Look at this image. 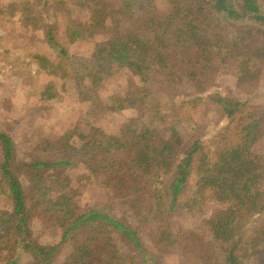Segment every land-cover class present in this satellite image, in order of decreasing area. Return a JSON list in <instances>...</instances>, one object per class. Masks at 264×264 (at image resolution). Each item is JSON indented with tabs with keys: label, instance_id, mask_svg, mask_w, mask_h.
<instances>
[{
	"label": "rangeland",
	"instance_id": "obj_1",
	"mask_svg": "<svg viewBox=\"0 0 264 264\" xmlns=\"http://www.w3.org/2000/svg\"><path fill=\"white\" fill-rule=\"evenodd\" d=\"M107 1L111 9L121 6L119 0ZM155 2L161 15L171 11L170 0ZM147 11L144 3L133 1L131 20L120 22L121 14L113 12L108 19L110 30L72 41L66 34L67 25L73 19L84 23L91 19L88 0H0V129L13 136L22 158L55 160L56 154L46 147L47 140L58 139L72 129L88 132L95 124L117 135L127 127L137 133L143 131L140 138L144 143L148 137L174 138L180 144L199 140L212 164L225 162V150L238 142L239 125L252 114L264 111V56L246 53L239 58L232 52L224 61L215 59L211 69L194 78L188 76L190 67L182 63L183 57L176 50L178 64L155 70L147 82L118 66L99 87L85 74L94 65L92 53L96 45L112 36L111 29L136 27ZM246 24L247 21L232 23L221 16L212 35L239 39L246 35ZM49 35L55 44L48 41ZM245 44L254 49L264 46V36L255 32L246 37ZM36 54L54 63L63 59V64L57 72L43 69ZM248 59L256 74L245 80L240 78L241 63ZM47 88L57 96L47 98ZM217 94L241 100L242 112L226 117L212 99ZM127 95L136 97L134 104L126 105ZM121 104L125 107L120 108ZM72 141L79 162L65 173L77 190L79 205L100 209L138 228L149 250L138 264H223L224 244L212 236L207 219L228 203L220 201L213 189L199 197L196 167L189 179L190 188L172 211L169 188L174 167L167 171L156 166L150 175L134 174L127 167L116 169V176L97 175L88 169L86 157L80 152L83 141L77 135ZM251 152L258 169L264 171V135ZM2 153L0 145V165ZM199 157L198 153L196 159ZM123 177L127 179L125 185L119 182ZM22 182L28 189L25 177ZM185 200H190V206L183 203ZM9 207V199L0 192V209ZM263 222L264 213L245 219L240 232L244 241L250 240ZM165 224L179 236L178 244L169 246L156 240V231ZM32 226L35 236L44 243L54 244L61 238L59 228H45L38 218ZM117 243L125 247L121 238ZM70 251L71 247L62 250L54 264H62ZM239 255L245 264H261L260 255L245 245ZM32 261L31 256L23 255L20 264Z\"/></svg>",
	"mask_w": 264,
	"mask_h": 264
},
{
	"label": "trees",
	"instance_id": "obj_2",
	"mask_svg": "<svg viewBox=\"0 0 264 264\" xmlns=\"http://www.w3.org/2000/svg\"><path fill=\"white\" fill-rule=\"evenodd\" d=\"M88 1L91 19L86 23L73 19L67 25L66 34L72 41L110 30L108 19L113 12L121 14L120 22L131 20L133 1L144 3L148 9L138 26L123 29L116 26L111 29L110 38L96 45L92 53L94 65L85 73L96 87L113 74L116 66L129 69L147 82L155 70L178 64L175 50L181 53L182 63L190 67L187 74L193 78L211 69L215 59L224 61L232 52L239 58L246 53L264 56V46L254 49L245 44L246 37L255 32L264 36V0H170L172 8L166 16L161 15L155 0H119L118 9H111L107 0ZM221 16L232 23L247 21L243 29L246 35L239 39L213 37L212 29ZM48 41L56 43L52 35ZM35 57L41 68L52 72H57L63 64V59L54 63L44 55ZM250 61L241 63V79L254 78L256 72L251 70ZM44 94L47 98L57 96L49 88ZM135 99L132 95L124 97L128 100L126 105L134 104ZM212 99L228 118L243 110L244 103L236 97L217 94ZM144 133L127 127L121 135L111 134L95 124L88 132L67 130L58 139L45 142L57 156L48 160L22 158L13 136L0 129L3 152L0 192L10 201L9 208L0 209V264H20L23 255L32 257L31 264H54L68 247L71 251L62 264H138L141 257L148 256L149 250L138 228L100 209L79 205L77 190L65 173L79 162L72 141L76 135L83 141L80 152L86 157L88 169L97 175L116 176V169L126 167L134 174L150 175L156 166L167 171L174 167L169 188L172 211L190 188L189 179L196 167L199 197L213 189L220 201L228 203L207 219L212 236L224 244L223 264H245L239 255L244 245L253 254H259L264 264V222L250 240L244 241L240 234L245 219L264 213V171L258 169L251 152L264 135V111L252 114L246 123L239 125L238 142L225 150L222 165L211 163L199 140L180 144L174 138L148 137L144 143L140 138ZM198 153L200 157L196 159ZM22 177L27 179L28 189ZM126 181V177L119 180L124 185ZM189 201L183 203L190 206ZM35 218L45 228H59L60 240L54 244L40 241L32 226ZM155 236L158 242L169 246L180 242L167 224ZM118 238L122 239L124 248L118 245Z\"/></svg>",
	"mask_w": 264,
	"mask_h": 264
}]
</instances>
